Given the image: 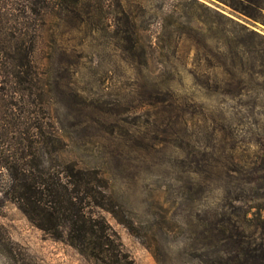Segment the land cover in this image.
<instances>
[{
    "label": "rangeland",
    "instance_id": "1",
    "mask_svg": "<svg viewBox=\"0 0 264 264\" xmlns=\"http://www.w3.org/2000/svg\"><path fill=\"white\" fill-rule=\"evenodd\" d=\"M260 1L255 21L231 0H64L39 60L62 159L107 181L115 214L87 208L110 227L107 259L31 223L2 177L0 264H264V190L250 183L264 175V90L232 100L217 82L241 63L235 29L251 44L240 67L264 58Z\"/></svg>",
    "mask_w": 264,
    "mask_h": 264
},
{
    "label": "trees",
    "instance_id": "2",
    "mask_svg": "<svg viewBox=\"0 0 264 264\" xmlns=\"http://www.w3.org/2000/svg\"><path fill=\"white\" fill-rule=\"evenodd\" d=\"M231 2L237 11L260 20V0ZM63 8L64 0H0V182L5 177L3 196L14 202L31 223L56 239H66L99 262L107 259L102 250L110 227L105 219L96 220L87 208L115 214L107 181L97 170H84L62 159L64 142L53 114L44 64L39 60L49 19ZM251 33L264 39L255 31ZM131 34L135 35L132 49L139 51L140 35L135 24ZM234 36V57L240 56L243 64L244 56L238 50L251 44L242 31L235 29ZM141 55L138 62L146 63V55ZM248 60V71L234 60L232 69L225 73L231 79L217 81L227 84L232 100L254 89L264 90V84L250 87L246 82L248 77L252 82L257 78L264 81V58ZM224 168L228 175L242 172L233 165ZM250 183L264 190V175L251 178ZM85 201L88 205L82 206Z\"/></svg>",
    "mask_w": 264,
    "mask_h": 264
}]
</instances>
